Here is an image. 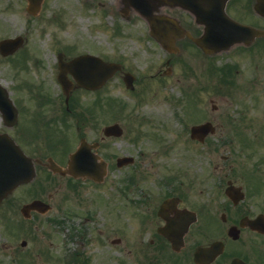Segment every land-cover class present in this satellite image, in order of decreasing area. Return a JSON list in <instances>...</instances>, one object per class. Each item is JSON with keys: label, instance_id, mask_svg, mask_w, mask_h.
Segmentation results:
<instances>
[{"label": "flooded vegetation", "instance_id": "obj_1", "mask_svg": "<svg viewBox=\"0 0 264 264\" xmlns=\"http://www.w3.org/2000/svg\"><path fill=\"white\" fill-rule=\"evenodd\" d=\"M119 2L121 13L129 17L140 15L130 4ZM163 2V6L160 3L151 5H157V14L175 19L194 37L203 36L205 26L191 9L184 8L180 0ZM197 10L200 15L214 16L215 23L221 21V25L234 19L264 31V0H200ZM188 40L185 38L178 43ZM242 47L247 50L245 58H262L264 36L254 39L250 46ZM196 49L198 56L194 72L197 85H201L203 75L210 81L211 77L214 78L210 88L204 90L211 93L212 110L208 119L200 123L210 121L215 128L205 143L197 144L206 148L205 154L211 155L217 151L212 139H225L222 143L251 165V169L243 173L242 188H217L216 177H213L210 188H194L200 183L201 176L200 180L194 177L191 184L186 185L185 173L176 169L158 188H154L155 191L144 188L148 176L145 174L147 179L141 177L136 160L133 168L128 166L132 173L123 178L117 188H84L70 176L64 177L71 182L59 186L63 192H59L56 198L49 185L34 188L28 192L34 199L46 203L53 200L54 209L66 206L65 212L61 210L64 216L54 217L49 225L64 227L70 232L67 240L76 248L71 264H264V63L255 67L252 89L232 99L230 97L234 95L227 94L232 100L231 106L237 107L230 113L229 109L222 111L213 104L224 93L223 89L217 88V78L212 73L216 56L205 55L197 46ZM63 56L64 61L77 57L74 51ZM175 58L166 54L156 73L161 84L168 79L167 75L173 74L177 64ZM57 68L59 71L58 65ZM69 78L73 82L71 99L77 102L90 94L75 83L71 75ZM115 78L124 82L125 73L119 72ZM58 87L64 104L57 105L54 110L47 105H35L33 109L27 107L21 92L12 96L14 107L0 108V133L12 136L37 162L40 171L51 172L50 158L66 167L75 141L85 138L96 142L99 139L95 112L91 114L82 104L67 105L59 81ZM201 92L202 89L195 88L198 105ZM96 93L101 97V89ZM55 112L61 116L59 130L54 128L52 121ZM119 114L116 112L117 117ZM221 128L228 129L226 135L220 136ZM57 138L66 145L54 146ZM112 139H105L99 153ZM103 156L107 157L109 169L113 167L114 156ZM118 158H115L117 169L126 170L118 167ZM222 159L229 161V157ZM229 181L234 186L235 181ZM41 216L32 212L31 220L41 223L46 219ZM35 222L25 221L20 228L21 234L35 233L38 237L41 229Z\"/></svg>", "mask_w": 264, "mask_h": 264}, {"label": "rangeland", "instance_id": "obj_2", "mask_svg": "<svg viewBox=\"0 0 264 264\" xmlns=\"http://www.w3.org/2000/svg\"><path fill=\"white\" fill-rule=\"evenodd\" d=\"M13 2L14 0H0L2 24L0 40L20 35L25 37L27 40L25 49L14 58V61H19L21 55L27 52H34L36 56L29 54L31 58L28 63L39 78L38 82L46 81L45 85L50 91H54V94L59 93L55 71L57 72V56L62 47L75 46L76 55L94 52L101 57L106 55L118 61H125L128 69L133 68L137 77L140 78L138 87L133 92L118 79L101 91V97L104 100L113 98L115 101L122 100L128 105V109L121 115L119 114V118L112 111L111 115L109 113L105 117L101 116V119L96 122L100 132L104 124L113 123L115 119H119L117 122L125 128L124 137L107 142L104 150H101V155H113L114 158L134 156L138 162L136 163L137 170L148 176V182L143 184L144 188L152 190L158 188L176 169L183 170L188 184L194 177L200 180L199 176H201L200 183L194 188H210L213 184V177H216L214 181L217 188H226L225 184L228 180H233L237 186H242L243 173L250 170L251 165L223 144L225 139L220 138V142L212 139V143L217 145V151L211 155L204 153L207 151L205 147L190 140V128L198 123L200 117L197 113L194 112L195 115H193V111H189V98L184 91L189 88L195 89L194 85L197 82L194 78L188 80L183 78L182 63L185 61L188 68L195 66V56L198 55H195L194 47L186 46V51L179 58L180 61L177 58L179 65L175 64L174 74L170 79L163 80V84L159 80L149 82L151 80H146L147 78L142 76L146 73L154 75L163 63L164 51L158 45L153 44L148 26L143 20L139 17L126 20L117 11L109 8L116 7L113 5L115 0H46L41 14L36 18L27 14L26 2L19 6V9L14 8V10L11 6ZM36 58L41 60L37 66L35 65ZM225 60L230 64L239 61L243 76L251 73L254 66L249 59L241 56L235 57L234 53ZM258 60L260 61L258 63H264V57ZM0 61H3L0 63V84L10 89L15 87L14 93L21 92L25 105L33 109L35 106L33 97L39 91L40 86L31 90L25 89V87L31 88L37 84L32 71L28 67L25 72L22 70L23 81L27 79L24 87V82L22 84L21 80H17L16 68L18 67L13 65V61L9 58L3 59L1 56ZM20 67L19 70L22 69L21 65ZM204 80L205 78H202V83ZM201 93L200 105L196 107L201 110L200 114L203 118H208L212 107L209 103L211 93ZM98 97V94L85 95L83 102L89 100L95 102ZM231 103V99L219 96L213 104H216L219 110L229 109L231 113L232 110H237V107L231 106ZM131 128L136 134L140 133L142 139L137 142L131 141L134 135L131 133ZM227 130L221 128L220 136L226 135ZM64 143L66 145L65 141ZM224 157H229V161L224 162L222 159ZM130 171L131 168L120 171L114 164L111 175L102 185L91 182L84 187L117 188L127 176L126 173ZM39 176L43 179L42 175ZM51 181L53 182H51L50 191L56 198L59 192H63V189L58 186L66 185L68 181L54 177ZM39 182L40 180L31 186L38 185ZM23 190L30 189L24 188ZM24 191L18 195L25 196ZM50 203L55 204V201L51 200ZM58 207L41 223L35 222V225H39L41 229L38 237H34L31 233L28 235L9 233L6 225L3 227L1 222L0 264H22L19 260L25 258L28 259H25L27 264H63V257L73 253L76 248H73L67 241L70 232L66 228L59 229L49 225L54 217L64 216L61 210L65 212L66 206L63 207L64 209H57ZM16 216V219H21L19 214ZM24 239L28 242L26 248L21 247ZM39 253H41L40 256ZM45 253L51 254L53 260L44 261Z\"/></svg>", "mask_w": 264, "mask_h": 264}, {"label": "water", "instance_id": "obj_3", "mask_svg": "<svg viewBox=\"0 0 264 264\" xmlns=\"http://www.w3.org/2000/svg\"><path fill=\"white\" fill-rule=\"evenodd\" d=\"M42 1L43 0H29V12L36 15L41 9ZM150 19L153 27V35L164 47L167 48L168 43L175 41L172 39L173 36L163 33L162 28L164 21H162L160 18L150 16ZM233 30L235 33L237 31L242 32L243 27H238L235 25ZM209 33L210 32H208V34ZM22 43V38L5 41L0 45L1 52L5 55L13 53L22 45ZM204 48L207 49L206 47ZM221 49L222 48H218L216 50ZM71 65H76L72 69L70 68L71 71H73L74 76L81 80V83L89 89H97L102 87L118 69V66L116 65H108L103 63L101 60L92 57L79 58ZM208 128L210 129V126L193 128L192 136L195 138L200 132H202V134H206L209 131ZM119 133L120 130L117 126L106 129L107 135ZM87 149H89V147L87 145H83L82 149L74 156L73 160L77 163L79 172L81 171L82 173L95 177L96 179L98 177L102 178L105 173L98 170L97 167H94L95 158L92 157V159H90L89 156H87ZM53 169L54 171H60V169L56 166H54ZM33 177L34 168L31 160H29L23 154V152L10 138L0 136V200L7 196L20 184L31 181Z\"/></svg>", "mask_w": 264, "mask_h": 264}]
</instances>
